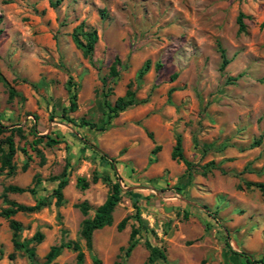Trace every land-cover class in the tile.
<instances>
[{
	"label": "rangeland",
	"instance_id": "rangeland-1",
	"mask_svg": "<svg viewBox=\"0 0 264 264\" xmlns=\"http://www.w3.org/2000/svg\"><path fill=\"white\" fill-rule=\"evenodd\" d=\"M49 1L0 0V123L8 129L0 147L7 150L10 130L16 147L14 172L0 168V264L42 263L68 242L79 251L63 249L51 264H147L145 241L165 250L156 264H241V252L262 259L264 0H63L56 8ZM81 23L97 35L87 57L72 39ZM218 43L229 60L223 70ZM69 79L77 109L63 112ZM127 90L135 104L106 126L105 103ZM82 118L97 128L81 126ZM177 136L190 171L171 159ZM101 154L115 164L121 200L88 247L82 223L110 193L102 177L116 180ZM8 186L35 194L6 193ZM41 198L49 204L37 212L1 215L7 201L32 206ZM84 201L87 215L78 208ZM11 220L32 259L13 246ZM132 229L139 243L125 257Z\"/></svg>",
	"mask_w": 264,
	"mask_h": 264
},
{
	"label": "trees",
	"instance_id": "trees-1",
	"mask_svg": "<svg viewBox=\"0 0 264 264\" xmlns=\"http://www.w3.org/2000/svg\"><path fill=\"white\" fill-rule=\"evenodd\" d=\"M62 1L63 0H55L54 2L49 1V5L51 8H56L62 3ZM244 18L245 16L242 15V13H239L237 20H236L237 25H238V33H242L245 31L246 26L244 23ZM83 28H84V24L81 23V25L78 27L79 32L73 33L72 39L76 47L79 48L82 51L83 55L87 57V56L92 55V52L94 50V44L97 40V35H96V31L94 30L92 31L87 30L84 33ZM82 38H84L85 40H83ZM218 49H219L221 59H222L220 69L223 70L229 64V60L226 59L224 55V50L220 48L219 43H218ZM115 61L117 63H120L119 59L117 58L115 59ZM147 68H148V63H146L140 69L138 73V79H141L142 76L147 72ZM229 80L234 81V79H229ZM75 87L76 85L72 83L71 79H69V81L67 82V88L69 89V91L73 90V92H72L71 99L69 102V107L68 109H64L63 112H66L67 110L69 112H74L77 109L76 94L74 91ZM134 104H135V92H132L130 90H127L126 94L123 97L117 98L113 106H110L108 103H105V108L107 109V112L109 114L106 126H108L110 124V121L113 118H116L120 112H123L124 110L133 106ZM80 125L89 127L91 129L97 128V125L95 123L85 120L83 118L80 120ZM105 129L106 128L102 127L99 130H105ZM7 130H8L7 127L1 125L0 123V135L7 132ZM10 132H11L10 135L7 136L4 141L7 146V150H4L0 147V154H1L0 155V168L6 169L8 173L12 174L14 172L13 158L16 154V147H15L14 140L12 138L13 130H10ZM34 143H36V141H34ZM260 143H261V139H258L256 142L253 143V146H259ZM101 158L104 161L108 162L110 168L113 170L116 180L112 181L110 176L102 177V181L106 182L110 186V193L107 196L104 203L96 209L93 217L91 219L84 220L82 223L80 234H81V237L85 240L86 245L88 247H90L91 245V238H92V234L94 231L101 230L104 227H108L112 225L113 212L121 200L122 189L119 183L120 178L118 177L115 164L113 160L108 159L107 156L104 154H101ZM171 159L182 161L185 164L187 171H190L193 167L192 163L189 162L187 159H185L183 156L180 136L176 137V143L171 153ZM56 180L58 181L57 187L53 190L52 195L55 198V205L60 206L63 202V192L62 191L67 186V180L65 179V173H63ZM92 181L96 183L98 181V177H93ZM76 184L81 189H86L88 187V183L85 181V179H82V178H78ZM256 187L261 188V191L264 192V188L262 185H256ZM5 192L6 193L8 192L9 193H20V194L24 192H29L32 195L35 194L34 189H24L18 186H8L5 189ZM7 203L9 206L6 209H3L1 212V215L7 219H10L11 217L15 216L18 213L37 212L49 204L47 198L38 199L35 202V204L32 206L19 204L14 201H7ZM78 208L80 209L83 215H87L88 210H89V205L87 202L85 201L82 202L78 206ZM126 223H127V218L122 219L116 226L117 231L118 232L123 231L126 226ZM10 226L13 230V246L16 249L24 250L29 255L30 259H32L34 256L33 249L28 248L26 245L18 242L16 239L18 236V232L20 230V224L16 221L11 220ZM138 235H139V230L132 229L128 242H127V246L125 249H123L125 257L129 256L132 250L138 245L139 243ZM34 239L38 243H40L43 239V235L40 233H37L34 236ZM144 244H145V248L149 252L147 264H156V262L159 260L163 262L166 261V255H165L164 249L155 247L148 241H145ZM63 249H70L75 252L79 251V247L76 243H73V242L62 243L59 246H53L50 248L49 252L45 256L44 262L36 263L32 261L30 264H51L61 254ZM239 256L243 259L241 264L264 263V257L260 260H254L250 255L244 252L239 253ZM82 260H83L82 253H78L77 262L81 263Z\"/></svg>",
	"mask_w": 264,
	"mask_h": 264
}]
</instances>
